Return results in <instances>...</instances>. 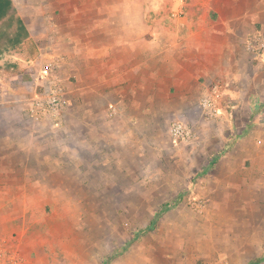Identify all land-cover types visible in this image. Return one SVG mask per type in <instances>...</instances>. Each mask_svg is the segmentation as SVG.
<instances>
[{
    "label": "rangeland",
    "instance_id": "374dc122",
    "mask_svg": "<svg viewBox=\"0 0 264 264\" xmlns=\"http://www.w3.org/2000/svg\"><path fill=\"white\" fill-rule=\"evenodd\" d=\"M16 10L0 0V11H11L0 17V78L16 80L2 85L29 87L32 100L56 75L69 107L61 125L48 118L59 144L44 178L3 180L12 203L0 204V264H264V84L249 83L264 75V30L245 35L254 48L244 44L229 85L216 79L197 99L180 100L187 105L164 100L133 122L89 97L81 75L62 63L66 49L32 59ZM215 84L224 109L208 118L201 100ZM89 106L111 109L104 138L100 126L75 136L66 129L70 108L82 110L83 125ZM177 121L188 137L171 135ZM16 184L42 194L17 203Z\"/></svg>",
    "mask_w": 264,
    "mask_h": 264
},
{
    "label": "crops",
    "instance_id": "0c3cea01",
    "mask_svg": "<svg viewBox=\"0 0 264 264\" xmlns=\"http://www.w3.org/2000/svg\"><path fill=\"white\" fill-rule=\"evenodd\" d=\"M9 1L25 25L23 43L32 48V59L66 49L62 63L81 75L89 97L115 104V116L130 115L133 122L139 114L155 113L164 100L187 105L180 100L197 99L202 86L216 79L229 85L228 74L239 75L242 67L245 35L264 30V0H182L183 7L179 0H171L170 7L167 0ZM10 12L0 11V17ZM9 80L0 78L1 207L12 203L11 193L3 192L11 190V183L4 186L3 180L44 178L49 171L42 165L59 144L54 139L58 129L48 118L36 119L26 111L30 88L2 85L16 81ZM257 81L264 84V75L249 79ZM80 111L70 108L68 133L100 126L104 138L111 127L109 111L84 108L83 125ZM258 152L264 154V139ZM31 188L19 184L15 199L24 198L16 202L42 194L38 186Z\"/></svg>",
    "mask_w": 264,
    "mask_h": 264
},
{
    "label": "built area",
    "instance_id": "2783aa9c",
    "mask_svg": "<svg viewBox=\"0 0 264 264\" xmlns=\"http://www.w3.org/2000/svg\"><path fill=\"white\" fill-rule=\"evenodd\" d=\"M180 7H183V1L179 0ZM180 7L178 8L180 10ZM246 47L250 50L254 48V41L249 39ZM52 66L50 62L48 64ZM54 77V78H53ZM225 98L220 84H215L211 89L204 92L201 106L203 113L208 118L220 117L224 109ZM69 107V102L66 99L56 75L52 76L50 86L36 97L32 98L26 111L36 119L49 118L57 125H61L65 120V114ZM170 133L175 139H183L190 135V130L182 121H177L170 127Z\"/></svg>",
    "mask_w": 264,
    "mask_h": 264
},
{
    "label": "trees",
    "instance_id": "16d2710c",
    "mask_svg": "<svg viewBox=\"0 0 264 264\" xmlns=\"http://www.w3.org/2000/svg\"><path fill=\"white\" fill-rule=\"evenodd\" d=\"M30 43L33 45V42L30 41ZM35 53V52H34Z\"/></svg>",
    "mask_w": 264,
    "mask_h": 264
}]
</instances>
